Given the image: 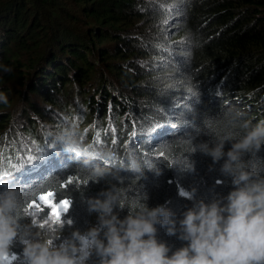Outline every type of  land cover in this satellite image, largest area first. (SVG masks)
Here are the masks:
<instances>
[{
  "label": "trees",
  "instance_id": "16d2710c",
  "mask_svg": "<svg viewBox=\"0 0 264 264\" xmlns=\"http://www.w3.org/2000/svg\"><path fill=\"white\" fill-rule=\"evenodd\" d=\"M9 84L22 87L19 104L31 111L20 128L38 145L49 140L37 128L46 120L58 131L73 128L82 145L99 140L52 116L72 94L96 128L108 126L92 150L99 156L87 166L83 157L54 146V137L29 161L17 155L0 165L9 170L0 184L21 189L19 222L29 202L48 189L57 203L71 200L62 219L81 233L97 214L88 200L102 199L107 190L123 205L114 209L121 219L141 201L165 205L178 219L192 204L182 191L195 189L193 198L207 202L233 187L220 170L223 160L193 151L213 142L210 118L236 108L253 123L264 120V0H0V138L7 140ZM36 96L43 98L40 111L33 108ZM131 159L154 169L135 173ZM243 159L264 175V145ZM96 164L107 170L104 177L91 175ZM69 175L73 183L61 187ZM157 227L158 239L173 250L186 243ZM23 247L11 250L13 264H23ZM89 261L97 264L94 252Z\"/></svg>",
  "mask_w": 264,
  "mask_h": 264
},
{
  "label": "clouds",
  "instance_id": "9594fccd",
  "mask_svg": "<svg viewBox=\"0 0 264 264\" xmlns=\"http://www.w3.org/2000/svg\"><path fill=\"white\" fill-rule=\"evenodd\" d=\"M210 119L215 125L210 132L213 142H202L193 151L198 148L214 163L223 160L220 170L231 177L233 185L226 195L206 202L193 198L195 189L182 191L192 204L178 219H173L174 213L165 205L148 207L143 201L130 204L121 219L114 209L123 205L113 190H107L101 193L102 199L87 202L89 211L97 213L94 226L84 233L74 230L69 238L50 246L49 238L33 233L30 225L21 230L17 216L21 189L0 184V264H8L11 245L18 236L24 242L23 264H87L93 252L97 264H264V175L250 169L243 159L264 145V120L253 123L236 108H226ZM52 143L74 152L78 159L83 157L85 166L94 155L99 156L79 142L71 127L61 129ZM226 143H230L227 150ZM129 167L140 175L144 167L154 169L152 163L141 166L135 159ZM192 167L190 164L188 169ZM106 174L99 164L91 169L96 178ZM158 225L186 243L173 250L158 239Z\"/></svg>",
  "mask_w": 264,
  "mask_h": 264
},
{
  "label": "rangeland",
  "instance_id": "374dc122",
  "mask_svg": "<svg viewBox=\"0 0 264 264\" xmlns=\"http://www.w3.org/2000/svg\"><path fill=\"white\" fill-rule=\"evenodd\" d=\"M12 81V80H11ZM29 83V82H28ZM11 84V82H10ZM7 87L8 91L5 93V98L10 103V107L7 108L9 111V114L11 115L10 119H12L10 122L11 124L7 128V133L10 137L9 140L0 138V165L5 164L6 159L9 158H15L17 155L19 158H23L24 162L27 160L29 161L33 156L39 155L43 153L42 146L49 147V140L50 138L54 137L58 132L57 129H60L58 127H54V125L47 124L46 121H39V124L37 126L38 131H43L46 135L45 138L49 137V140L43 143L42 145L40 142H37L35 139H31L30 136L25 135V132H22L20 127L22 126V117L25 118L28 116L29 112L31 111L30 108L24 109L19 104L18 94L19 90L22 89V87H18L17 90L15 87ZM13 100V103L11 101ZM36 100L34 102V109L37 111L41 110L42 104H43V98H40L39 96H36ZM63 106H66L64 110H57L56 115L52 113V116H55V118L58 121L69 123L71 122L74 125H79L83 127L84 131L90 132L91 138L94 135L100 136L98 137V141H94L92 145L90 146L91 151L93 149H96L98 147V143L100 139L103 136V133L107 130L108 126H102L95 127L94 121H90L88 117L86 116V110L85 107L82 106L81 102L76 99V95L72 94L70 99L67 103H65ZM70 113V116L69 114ZM65 114V115H64ZM38 114L33 115V117L37 118L39 120ZM67 115V116H66ZM109 117V114L107 115ZM45 120V119H44ZM59 122V123H60ZM95 138V136H94ZM93 138V139H94ZM34 140L38 143L36 144ZM59 145V144H57ZM61 146V145H59ZM77 158V157H76ZM95 158V157H92ZM83 159V158H82ZM94 161V160H92ZM91 161V163H93ZM1 169V167H0ZM6 170L5 172H2ZM7 171V169L3 168L1 169L0 176H3ZM54 199V197H53ZM41 207L40 208H30L27 212L26 217L22 222H19L21 225V230H23V226L30 225L31 230L33 233H40L42 237H47L49 240H52L54 243V246L58 245L62 241H64L66 238H69L71 236V233L73 230L70 229V224L66 221L63 222L62 226L59 224H53L51 221H49L47 224H44L42 226V221L48 219V213H45L44 209L45 207H48L47 205H44L43 202H40ZM50 212V210H49ZM64 214V213H63ZM62 214V215H63ZM35 221V223H33ZM97 223V214L93 217L92 222L89 226L92 227ZM88 228V229H89ZM86 232V231H85ZM19 244H24L22 240H20L19 236L14 240L13 244L11 245V250L15 246H18ZM52 246V245H50ZM13 254L9 256L8 264H13L16 261V255L15 259H13ZM90 256L87 259V264L90 263Z\"/></svg>",
  "mask_w": 264,
  "mask_h": 264
},
{
  "label": "snow or ice",
  "instance_id": "6c2138e0",
  "mask_svg": "<svg viewBox=\"0 0 264 264\" xmlns=\"http://www.w3.org/2000/svg\"><path fill=\"white\" fill-rule=\"evenodd\" d=\"M160 155L163 156L164 153L161 152ZM73 180L74 178L72 175L67 176L66 180L63 181V183L61 184V187L67 188L73 183ZM88 182L89 181H82V183ZM54 196L55 193L53 192V190L48 189L47 191H41L37 199H33L29 202V208H40V202H43L44 205H47L50 208V212H48V219L42 221V226L44 224H47L49 221H51L53 224H60L64 222V220L62 219V214L68 211V208L71 204V200L68 197H64L62 199H59L57 203L53 199ZM33 223H35V221H33ZM67 223H70V221H67ZM49 244L54 246L52 240H49ZM13 259H15V254H13Z\"/></svg>",
  "mask_w": 264,
  "mask_h": 264
}]
</instances>
